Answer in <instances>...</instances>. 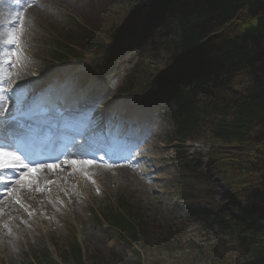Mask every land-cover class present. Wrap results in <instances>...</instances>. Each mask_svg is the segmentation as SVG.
Wrapping results in <instances>:
<instances>
[{
    "label": "rangeland",
    "instance_id": "rangeland-1",
    "mask_svg": "<svg viewBox=\"0 0 264 264\" xmlns=\"http://www.w3.org/2000/svg\"><path fill=\"white\" fill-rule=\"evenodd\" d=\"M51 1L42 0L40 1L41 4L33 3L26 11V17L29 15L32 20L31 27L27 25L17 27L18 15H22L24 9L29 5L24 0H0V67L8 65L7 63L11 62L14 56L21 63L17 69V77L13 73L9 74L10 79L7 88L10 89V95L6 99L4 96L5 102L9 104L7 108L5 105L2 106V114L6 113L7 109L22 105L24 99L29 95L42 92L44 89L41 88L44 84L53 82L55 75L52 73L58 70L51 66L52 63L45 62L48 60L53 62L51 56L56 51L53 48L57 47L64 50L63 46H68V43H65L67 45L62 43L60 46L54 42L57 43L59 42L58 38H63L65 33L61 31L66 28L70 17L72 15L81 17L85 10L80 4L82 0L75 2L74 0H55L54 5L56 6L54 7L48 6ZM97 1L101 3L98 14L93 20L89 19L88 23L90 26L88 30L96 43V45L91 46L90 52L92 53L85 56V62L88 63L86 69L89 70L98 67L102 59V53H94L97 45L107 41L109 34L117 26L124 21L129 23V19L132 18L129 15V0L128 2L127 0ZM14 10L16 16L10 21L9 18ZM86 20L87 18L84 19L85 22ZM3 21L8 24L6 28L1 25ZM140 21L146 23L142 19ZM139 22H132L126 28H130L127 33L136 28L139 29ZM240 22L241 20L235 21L231 30L239 28L242 24ZM76 26V32L71 37L66 35L65 37L72 44L79 46L86 41L88 33L86 28H82L79 24ZM59 32L61 34H58ZM175 34L178 35V33ZM13 38L15 40L22 39L21 45L26 51L25 56L15 54L16 51L13 49L15 43L7 42ZM2 45L6 48H3ZM72 47L78 50V47ZM174 57L176 56L174 55ZM141 58H144L142 60L143 68H140L143 71L139 73L143 78H147L149 74L151 76L157 75L175 63L185 61L184 57H180L177 62H172L170 55L167 57L163 50L154 52L149 42H142L137 49L128 52L123 57L115 67V73L119 71L126 74L133 63ZM33 71L42 73V76L35 80L42 82L39 88L33 85L35 84L31 75ZM95 73L98 79L101 74L103 75L101 68ZM122 78L123 76L120 80L118 78L114 83H111L112 90L108 94V99L113 97L115 91L117 97L125 93L124 84L126 83H123L125 78ZM108 79L112 81L113 77H108ZM67 80L68 78L60 80V82L63 83ZM241 82L244 84L243 88L249 85V81L245 78L241 79ZM74 86L72 85V89ZM13 92H17V94L15 95ZM80 93L81 89L78 91V94ZM121 103L120 101L119 104ZM151 113L152 110L149 114ZM139 115L143 116L144 110L139 112ZM106 118V113H100L99 115L95 114L92 120L100 125V122L102 123ZM139 119L144 122L143 118L140 117ZM148 123L147 120L146 127H148ZM159 123L158 126H153L149 130L152 132L145 135L142 140L133 139L132 142H126L123 149L130 150L132 157L141 158L134 165L127 167V170L119 172L108 167H101L106 169H94L92 170L94 172L70 171L73 184L79 187L78 190L82 197L78 200L75 198L64 211L60 212L58 208L52 209L55 214L54 220L41 224L38 232L33 229L35 232L34 239L33 236L26 233L23 235L24 237L7 234V230L0 228V264H28L29 254L34 255L37 264H46L43 256L45 251H49L54 258L61 260V255H64L65 251L68 250L70 226L75 229L78 241L86 250L88 264H118L119 259L132 257L133 241L120 237L118 230H108L105 225L97 221V217L106 205L113 204L119 197L124 196L129 202L141 203L142 209L146 212L144 219L148 225L155 226L150 232L148 228L147 233L138 240L140 244L144 245L142 250L145 252V259L148 261V258L152 257L150 264L156 262L157 264H210L209 262L214 263V261V264H218L219 260L224 258L236 259L240 253L238 243L226 236L225 233L221 234L218 226L214 224L206 226L195 214H192L191 208L204 206L213 211L221 209L223 216H227L237 211V207L243 206V203L240 204L238 199L241 197V190L248 186V180L240 178L238 182L233 181L237 185L235 196L238 199L233 198L232 195L231 197L229 195L228 199L226 195L227 185L221 182L219 174L225 172L223 163L225 166L226 164L233 166L234 160L232 159L235 158L227 157L221 160L216 158L214 164L206 168V172L210 170L206 177L202 176L195 181L184 182L181 181L182 178L178 179L182 186L191 192L195 198L189 203L179 201L176 195L177 178L175 171L177 163L174 158L176 148L166 142L169 126L162 122V118L159 119ZM202 135L204 136L200 138L199 143L193 144L194 147L198 146L197 149H200L199 158L203 161L208 147H215L217 144L211 139L209 132H204ZM245 150L248 151V149ZM195 154L190 157L192 158ZM244 156H246L245 153L240 154V157ZM92 168V166H86L84 169L91 170ZM203 173L205 172L203 171ZM12 199L14 202L17 200L16 197ZM232 200L235 201L234 204ZM187 207L190 208L188 211L186 210ZM73 209L74 211H72ZM167 238L169 239L166 242ZM15 240L16 242L21 241V243L20 245L15 243L16 247L13 248L11 241ZM149 245H151L150 248ZM195 245L198 250L204 248L207 252L199 254L196 251H191ZM94 254H97L101 261H98ZM69 264H74V262L70 261Z\"/></svg>",
    "mask_w": 264,
    "mask_h": 264
},
{
    "label": "trees",
    "instance_id": "trees-1",
    "mask_svg": "<svg viewBox=\"0 0 264 264\" xmlns=\"http://www.w3.org/2000/svg\"><path fill=\"white\" fill-rule=\"evenodd\" d=\"M128 3L131 15L142 9H149L154 18L170 14V23L160 32V46L172 62L179 56L198 57L204 99L193 102L188 95L186 100L184 89L178 91L181 138H202L209 132L217 144L214 158H235L233 166L223 163L222 172L233 198L237 194L233 181L248 180L240 199L236 198L243 206L229 216L216 212L219 231L234 239L240 251L236 259L224 258L218 264H264V0ZM240 20L241 26L232 31L233 23ZM244 78L249 81L246 88ZM241 153L246 156L240 157ZM191 251L207 252L196 245ZM75 259L82 263L79 249ZM120 264H145V260L138 257Z\"/></svg>",
    "mask_w": 264,
    "mask_h": 264
},
{
    "label": "bare ground",
    "instance_id": "bare-ground-1",
    "mask_svg": "<svg viewBox=\"0 0 264 264\" xmlns=\"http://www.w3.org/2000/svg\"><path fill=\"white\" fill-rule=\"evenodd\" d=\"M58 95H54L52 94V97H57ZM67 100V99H66ZM8 128V127H6ZM76 164L84 167L87 165L86 161H76ZM83 169V168H80ZM79 169V170H80ZM53 171H55L53 169ZM60 174L61 177V181L59 182V185L62 187V197L64 199H66L67 204L69 202V200L72 198L73 195V191L77 190L78 187L73 185V181L70 177V174L64 175V170L61 169L59 171H57ZM23 188H19V200L30 205L32 208H44L47 205H50V202L46 199L45 194H49L51 193V191H49V189L41 191V190H37L32 188L31 186H27V184L24 182L22 183ZM51 197L53 199L58 200V198L54 195L51 194ZM66 204V205H67ZM17 212V209L14 207V205L11 202H7L6 203V213L13 216L15 215ZM44 218H48V217H44Z\"/></svg>",
    "mask_w": 264,
    "mask_h": 264
},
{
    "label": "snow or ice",
    "instance_id": "snow-or-ice-1",
    "mask_svg": "<svg viewBox=\"0 0 264 264\" xmlns=\"http://www.w3.org/2000/svg\"><path fill=\"white\" fill-rule=\"evenodd\" d=\"M30 6V5H29ZM8 43H15V38L7 41ZM7 145H0V170L4 169H15L17 166L28 168L29 165L23 164L21 157L14 151L6 150ZM75 163V162H74ZM88 163H92L89 161ZM48 167H56L55 165H49ZM39 169H30V171H38Z\"/></svg>",
    "mask_w": 264,
    "mask_h": 264
}]
</instances>
